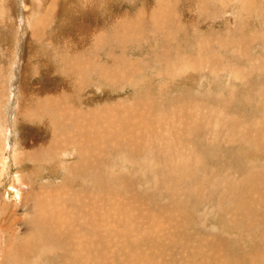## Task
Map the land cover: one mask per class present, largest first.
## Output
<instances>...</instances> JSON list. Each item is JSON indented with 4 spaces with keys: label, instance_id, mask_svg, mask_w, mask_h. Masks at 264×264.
<instances>
[{
    "label": "rangeland",
    "instance_id": "1",
    "mask_svg": "<svg viewBox=\"0 0 264 264\" xmlns=\"http://www.w3.org/2000/svg\"><path fill=\"white\" fill-rule=\"evenodd\" d=\"M99 1H0V264H264V0Z\"/></svg>",
    "mask_w": 264,
    "mask_h": 264
},
{
    "label": "bare ground",
    "instance_id": "2",
    "mask_svg": "<svg viewBox=\"0 0 264 264\" xmlns=\"http://www.w3.org/2000/svg\"><path fill=\"white\" fill-rule=\"evenodd\" d=\"M1 1V0H0ZM53 1V0H52ZM63 2H65L66 3V6L64 5V8H65V10H62L63 12H65V11H67V9H68V7L70 6H67V4H69L70 3V0H62ZM73 1V0H72ZM91 1V0H90ZM99 1V0H98ZM167 1V0H166ZM3 2V1H2ZM33 6H35V7H37L38 8V11H41L40 10V7L42 6V0H33ZM100 2V1H99ZM108 2V1H107ZM7 3H8V0H7ZM45 3V2H44ZM53 3V2H52ZM51 3V4H52ZM97 3V2H96ZM47 4H49L48 2H47ZM94 4V2L92 3V5ZM152 4H153V2H152ZM159 5V4H158ZM161 5H163V4H161ZM46 6V5H45ZM53 6V5H52ZM51 6V8H49V5H48V11L43 15V16H41V18H40V21H41V23L43 24V21L44 20H46V19H48V21L50 20V18H52L51 17V10H52V8L53 9H55V7H52ZM110 8V7H109ZM154 8V7H153ZM152 8V9H153ZM167 8H168V6H167ZM161 9V8H160ZM12 10V9H11ZM162 10V9H161ZM164 10V9H163ZM45 11V10H44ZM142 11V10H141ZM33 11L31 10V12H30V14H28L29 16H31V14H34V13H32ZM140 13V12H139ZM25 15V14H24ZM16 16V15H15ZM3 16H1L0 18H2ZM17 17V16H16ZM24 18H25V20H23V23H25V29L23 28V31H24V33L26 34V29L28 28H30V27H33V25H32V20H30V18L29 17H27V15H26V17L24 16ZM4 21V17L2 18V22ZM23 23H22V25L20 26V25H17L16 27L15 26H12L11 27V30L12 31H14L15 30V28H17V29H19V30H21V28L23 27ZM135 26V25H134ZM138 26V25H137ZM7 27V26H6ZM0 28H2L1 29V31H0V53H3V59H4V61H5V66L7 67V77H6V79L8 80V81H10L12 78H13V76H14V69H15V65H17V61L19 60V54H18V52L16 51V50H13V48H14V46L13 45H16V38H15V36H11L10 38H8L6 35H5V31L7 30L6 28H5V26H3V25H1V27ZM37 28V30L38 29H41V30H43V29H45V26L43 25V26H39V27H36ZM34 30V29H33ZM135 30V29H134ZM38 32V31H37ZM16 36H18V33H16L15 34ZM8 57V58H7ZM21 60V59H20ZM19 64V63H18ZM28 66V68H27V70H26V72H25V75H22L21 77H23V79H24V77H26L28 74H30L31 76H33V66L31 65V64H29V65H26V67ZM77 66V65H76ZM24 68H25V66H24ZM32 73V74H31ZM114 73V72H113ZM24 74V73H23ZM30 76V77H31ZM29 77V78H30ZM118 79H119V77H117ZM22 79V82H21V86H20V90L21 89H23L24 87H26L27 85H28V81L26 82L25 80H23ZM27 79V78H26ZM30 81V80H29ZM10 84V83H9ZM8 87V86H7ZM10 92V91H9ZM25 93V92H24ZM19 94H21V92H19ZM18 95V94H17ZM18 98V100L21 102L22 101V99H23V96L21 95V97L20 96H18L17 97ZM20 102H18V107H17V110H19V104H20ZM6 104V103H5ZM54 104V103H53ZM3 107V106H2ZM30 109V108H29ZM56 110H57V108H56ZM58 111V110H57ZM60 111V110H59ZM37 112V111H36ZM30 113V112H29ZM38 113V112H37ZM37 113H35V111L33 112V114L32 115H30V117H27V115L25 116V117H27V119H33V117L35 118V115L37 114ZM3 114V113H2ZM57 114V113H56ZM39 115V114H38ZM5 116V115H4ZM21 115H19V114H17V117H20ZM33 116V117H32ZM37 116V115H36ZM54 116H56V115H54ZM57 117V116H56ZM0 119H2V118H0ZM36 119V118H35ZM59 120V119H58ZM1 121V120H0ZM59 122V121H58ZM57 123V122H56ZM14 124H15V126H18V124H19V121H18V119H15V121H14ZM89 124V123H88ZM2 125V124H1ZM0 125V128H1V135H3L4 136V134H5V126H1ZM74 126V125H73ZM82 127H84V126H82ZM73 129V132H75L76 133V141L78 142V143H81V142H83L84 140H87L89 137H90V133L88 132V130L86 131V130H84L83 128V130H81V131H76V129L75 128H72ZM78 129V128H77ZM89 139H94L93 137H91V138H89ZM3 140H5L4 138H3ZM21 140H22V137H21ZM73 140H71V142H72ZM6 142V141H5ZM15 145V144H14ZM17 146V145H16ZM22 146L23 145H21V148H22ZM17 147H20V146H17ZM17 147H16V149H17ZM15 150V149H14ZM21 150V149H20ZM20 150H16L15 151V159H14V164H16L17 166H20V165H22L21 164V162H20V160H19V154L20 153H18ZM3 151H4V147H3ZM99 152V151H98ZM3 153V155L2 154H0V157H1V160H0V172L3 174V173H6V167H5V165H4V152H2ZM23 153V152H22ZM18 154V155H17ZM8 155V154H7ZM12 155V154H11ZM94 155H96V152H94ZM24 156V155H23ZM96 159H98V155H97V157L95 158V157H93L92 159H89V160H86V162L83 164L82 162L80 163V165H76V166H74V167H72V169H70V170H72L73 172H72V174H71V176L73 177L72 179H75L78 175H79V173L82 171V170H80V168H84L85 170H87V171H90V172H92L94 175H95V173H96V164H95V160ZM17 160H18V162H17ZM22 160V159H21ZM89 162H91V163H89ZM89 163V164H88ZM77 164H79V163H77ZM82 164V165H81ZM16 166V167H17ZM17 173H18V171H17ZM27 175V174H26ZM23 177V176H22ZM17 178H19L18 176L16 177V179ZM3 180H4V178H2ZM1 179V180H2ZM20 179V178H19ZM22 179V178H21ZM24 179V178H23ZM21 181H20V189H22L23 190V188H22V186H21ZM11 187H12V189H13V197H17V195H19V196H21V192H23V191H19L18 189H16L15 187H14V183H12L11 185H10ZM4 192V191H3ZM30 192V191H29ZM6 196V195H5ZM18 196V197H19ZM13 197H11V198H13ZM10 198V197H9ZM3 199H4V201H3ZM19 200V199H18ZM3 201V202H2ZM12 201V200H11ZM8 202H10L9 200H8ZM7 202V200H6V198H4L3 196H2V198H1V200H0V209L2 208V209H4V207L6 206V204L8 203ZM32 202H34V200H32ZM24 204H25V202H24ZM72 208H74V209H77V206L76 205H72L71 206ZM231 207V205L229 204V208ZM3 213H5V211L4 210H2V214ZM1 214V215H2ZM262 220V219H261ZM2 221V220H1ZM31 223H37V224H39L41 227H42V229H43V232H37L36 231V229H35V235H36V237H38V238H40V247L39 248H41V249H39V250H42L44 247H46L49 243H50V241H51V239H52V237L55 235V233H56V231H55V229H56V226H54L53 228H49V226H45L44 224H42L41 223V221H40V218H39V216H36L35 214L34 215H32L31 216ZM65 222H66V219H65ZM260 223H262V222H260ZM1 224V223H0ZM29 225V224H28ZM260 225V224H259ZM36 226V225H35ZM38 226V225H37ZM58 229H59V227H58ZM30 230V229H29ZM59 231H61L60 229H59ZM28 232V231H27ZM3 233H4V231L2 230V227L0 226V248L2 249L3 248V244H4V242H5V238H4V236H3ZM260 233V232H259ZM260 235L262 236L263 234L262 233H260ZM30 236V235H29ZM9 237V236H8ZM13 238V237H12ZM32 238V237H31ZM30 241V239L27 241V242H29ZM35 241V240H34ZM33 241V242H34ZM32 242V241H31ZM33 242H32V245L31 246H33ZM38 243V242H37ZM24 244H27V243H25L24 242ZM29 245V244H28ZM35 246V245H34ZM33 250H34V248H32ZM14 250V249H13ZM18 250V249H17ZM4 251V250H3ZM21 251H23V248H22V250ZM26 251V250H25ZM32 252V251H31ZM24 253V252H23ZM27 253V252H26ZM259 263V262H258Z\"/></svg>",
    "mask_w": 264,
    "mask_h": 264
}]
</instances>
